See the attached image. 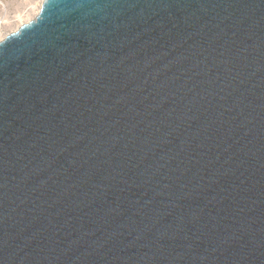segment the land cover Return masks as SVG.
I'll return each mask as SVG.
<instances>
[{
    "label": "water",
    "instance_id": "1",
    "mask_svg": "<svg viewBox=\"0 0 264 264\" xmlns=\"http://www.w3.org/2000/svg\"><path fill=\"white\" fill-rule=\"evenodd\" d=\"M0 264H264V0H44L7 36Z\"/></svg>",
    "mask_w": 264,
    "mask_h": 264
},
{
    "label": "rangeland",
    "instance_id": "2",
    "mask_svg": "<svg viewBox=\"0 0 264 264\" xmlns=\"http://www.w3.org/2000/svg\"><path fill=\"white\" fill-rule=\"evenodd\" d=\"M44 0H0V43L22 26L34 21Z\"/></svg>",
    "mask_w": 264,
    "mask_h": 264
},
{
    "label": "built area",
    "instance_id": "3",
    "mask_svg": "<svg viewBox=\"0 0 264 264\" xmlns=\"http://www.w3.org/2000/svg\"><path fill=\"white\" fill-rule=\"evenodd\" d=\"M2 20H3V19H2ZM2 20H0V25L3 24V21H2Z\"/></svg>",
    "mask_w": 264,
    "mask_h": 264
}]
</instances>
